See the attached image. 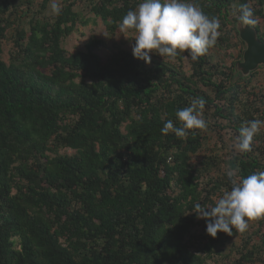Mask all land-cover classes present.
Masks as SVG:
<instances>
[{"label": "trees", "instance_id": "trees-1", "mask_svg": "<svg viewBox=\"0 0 264 264\" xmlns=\"http://www.w3.org/2000/svg\"><path fill=\"white\" fill-rule=\"evenodd\" d=\"M140 2L0 0V264H264V217L212 238L193 212L264 171V126L249 151L234 147L241 127L264 121V67L235 71L241 5L264 40V0H189L221 25L197 61L148 64L118 44L102 57L97 37L64 47L95 24L84 10L110 41ZM194 98L206 101V127L162 134Z\"/></svg>", "mask_w": 264, "mask_h": 264}, {"label": "clouds", "instance_id": "clouds-1", "mask_svg": "<svg viewBox=\"0 0 264 264\" xmlns=\"http://www.w3.org/2000/svg\"><path fill=\"white\" fill-rule=\"evenodd\" d=\"M52 9L59 12L55 3ZM238 19L242 26L257 24L254 11L247 3L241 5ZM220 26L218 18H209L189 0H141L135 10L128 11L122 18L118 28L125 38L133 37L134 58L151 64V54L164 60L187 53L192 61H197L216 44ZM205 104L203 98H194L190 106L176 112L181 126L174 127L169 120L162 127V134L172 131L176 137L183 138L188 135L187 130L204 129ZM262 126L264 121L253 119L241 127L234 147L242 153L249 151L254 135ZM228 175L233 177L232 172ZM193 212L198 219L206 221L207 234L212 238L221 232L231 236L233 229L245 232L251 221L264 217V171L233 179L231 190L222 191L214 206L195 203Z\"/></svg>", "mask_w": 264, "mask_h": 264}, {"label": "rangeland", "instance_id": "rangeland-1", "mask_svg": "<svg viewBox=\"0 0 264 264\" xmlns=\"http://www.w3.org/2000/svg\"><path fill=\"white\" fill-rule=\"evenodd\" d=\"M84 15H86L87 17H89L90 19L95 20V24L92 23L86 27H82V26H78L77 27V31L72 34L69 38L66 39V41H64V47L72 52L75 53L77 51H84L85 50V44L87 43V41L91 38V37H97L99 39L108 41V48H105L101 51H99V55L100 56H109L112 52L115 51L114 45L118 44L119 46L123 47L126 50L132 51V45L135 43L133 39V37L129 36L128 38H125L123 35V33H120L119 35L115 36L112 38V40L109 41V37H108V32L106 29V26L104 25L103 21L99 18V19H95L94 14H91L90 12H88L87 10H84ZM264 25V22H262V26ZM4 50H5V55L4 58L6 61H8L9 59V51L11 49V44L8 42H4L3 44ZM133 52V51H132ZM186 61V67L187 70L189 71V65ZM238 75V74H237ZM238 77H240L238 75ZM264 76H261L260 81H263ZM211 146L213 147L214 145L211 144ZM64 152V151H63ZM67 153L69 154H73L75 153L72 150H67Z\"/></svg>", "mask_w": 264, "mask_h": 264}, {"label": "water", "instance_id": "water-1", "mask_svg": "<svg viewBox=\"0 0 264 264\" xmlns=\"http://www.w3.org/2000/svg\"><path fill=\"white\" fill-rule=\"evenodd\" d=\"M236 28L241 40L246 45V49L243 60L236 64L235 71L240 77H248L259 67H264V40L260 39L255 27L242 26L238 21Z\"/></svg>", "mask_w": 264, "mask_h": 264}]
</instances>
